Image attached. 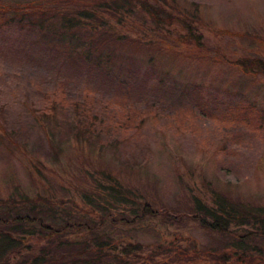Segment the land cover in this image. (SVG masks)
Wrapping results in <instances>:
<instances>
[{
    "label": "trees",
    "instance_id": "obj_1",
    "mask_svg": "<svg viewBox=\"0 0 264 264\" xmlns=\"http://www.w3.org/2000/svg\"><path fill=\"white\" fill-rule=\"evenodd\" d=\"M202 25L198 10L186 9L175 0H0V34L4 37L1 44L6 43L0 55L11 57L12 66L18 69L15 74L26 82L22 91L25 111L35 125L33 150L38 147L45 151V160L59 162L60 157H67L64 144L73 142L75 151L83 145L97 148L99 153L107 151L116 157L118 165L133 169L130 160L123 161L118 152L126 145L134 146L133 142L145 135L141 133V122L148 114L140 117L139 110L147 109L150 114L165 102L180 108L186 103L187 110L215 122L222 134L219 145L237 141L240 126L264 135V108L233 87L242 86L246 80L264 86V36L230 33L243 52L216 55L227 78L231 76L224 80L229 86L226 88L215 87L219 75H202L201 83L195 86L156 65L149 50L140 60L117 47L120 44L127 49L135 43L148 49L149 43L167 52L181 47L190 48L193 54L204 52L208 49ZM13 31L18 39L29 40L21 49H7L8 34ZM193 76L189 78L195 79ZM187 84H192L190 92L197 93L190 107L182 95ZM29 89L46 107L29 108ZM174 92L180 96L171 94ZM101 102L108 111L113 104L119 108L113 110L114 115L104 114L108 115L107 123L105 117L94 113ZM19 116L0 104V150L12 158L20 152L18 137L29 139L22 133ZM17 127L21 136L15 135ZM23 153L29 155L25 147ZM74 166L82 170L85 165L78 160ZM90 167L95 171L84 170L90 172L85 173L87 179L82 184L69 183L77 187L81 208L73 213L67 211L61 225L51 221L56 216L51 209L56 201L46 175H40L38 181L49 195L37 194L31 201L21 196L19 201L13 197L0 199V264H20L13 261L12 255L35 252L37 248L25 244L37 229L48 248H41L40 255L32 253L35 255L30 262L25 259L24 264H58L59 259L64 264H264V256L260 255L264 253V205L231 197L219 181L206 183L204 179L200 194L187 186L188 209L172 213L167 204L158 206L147 200L118 175ZM181 180L187 179L181 176ZM70 218L74 221L66 222ZM154 220H162L173 231L166 232L165 242L147 247L146 257L142 255L143 242L133 243L122 236L115 240L116 234L101 232L105 226L113 232L123 228L133 232L150 226ZM184 221L191 223L189 230H193V224L211 237L217 247H200L197 254L189 255V245L198 242L192 231L184 236L177 229ZM49 250L59 256L54 263L46 259ZM111 253L112 260L108 258Z\"/></svg>",
    "mask_w": 264,
    "mask_h": 264
},
{
    "label": "rangeland",
    "instance_id": "obj_2",
    "mask_svg": "<svg viewBox=\"0 0 264 264\" xmlns=\"http://www.w3.org/2000/svg\"><path fill=\"white\" fill-rule=\"evenodd\" d=\"M175 2L186 9L198 10V15L203 21L201 31L207 51H197L193 54L191 52L193 50L190 48L181 47L172 48L168 50L170 52H167V49L156 50L152 45H148L149 43H147L148 49L145 48L146 46H136L135 43H131L127 49H122L124 47L120 44L117 47L128 55L132 56L131 53H134L140 60L149 50L153 54L156 65H159L164 71L172 73L175 78L181 81L192 82L196 86L201 83L202 75L206 78L219 75V81L214 84L215 87H229L224 80L231 79V76L227 78L216 55L221 52L242 54L243 51L237 44V40H233L230 33L256 34L255 37L264 36V0H175ZM1 35L0 51L1 47L3 48L6 44H1L4 40ZM8 35H10L8 41L10 44L7 49L10 50L21 49L29 41L26 37L18 39V34L14 31ZM2 56L0 62V104L9 106L11 113H20V123L24 128L22 133L29 137L28 140L19 137L17 139L21 155L18 153L12 158L11 154L0 150V199L3 201H7L11 197L19 201V196L31 201L37 194L42 197H45L46 194L49 195L47 191L43 190L44 187L42 189V184L38 181L41 178L40 175H46L52 185L51 193L56 201L54 203L53 200L51 208L56 216L51 221L59 225L67 211L73 213L77 212L78 207L81 208L79 195L76 194L77 187L76 185L75 187L70 186L69 183L82 184L87 179L85 173L95 171L90 167L93 166L118 175V178L131 184L133 190L140 192L147 200L153 201L158 206L167 204L172 213L188 209L190 193L187 192V186L193 187L194 192L200 194V188L203 185L201 181L204 179L206 183L219 181L221 187L224 188L223 191L231 197L256 205H264V135L253 134L248 131L247 127L240 126L236 131L237 141L228 140L225 145H219L222 134L218 125L199 112L196 114L189 108L187 110L186 103H183L184 107L180 108L176 106V103L165 102L150 114L147 109L139 110L140 117L143 113L148 114L147 117L142 118L141 122L143 129V132L141 129V133L145 135L140 140L134 141V146L133 144L130 147L126 145L118 152L123 157V161L130 160L131 164L129 165H132L133 169H124L118 165L116 157H112L107 151L99 153L97 148H88L86 145L75 151L73 142L63 146L67 157H60L59 162H53L50 158L45 160L44 150H39L38 147H36L38 152L33 150L35 143L32 141V137L35 125L31 115L25 111L26 104L22 91L26 82L15 74L18 69L12 66L11 57L1 53L0 59ZM4 59L8 60L6 61L8 65ZM190 74L194 75L191 78L195 79H190ZM173 85L175 88L178 86L177 84ZM205 87L208 88L206 85ZM233 87L248 98L258 101L264 108V86L246 80L242 86ZM188 88H192V84L185 86L182 95L188 99L187 105L190 107L189 104L197 93L190 92ZM29 92L28 101L31 110H42L46 107L41 98L34 96L36 93H33V90L29 89ZM171 94H176L177 98L180 96L178 92ZM114 102L119 103L116 100ZM115 106L117 105L113 104L108 111L105 102H101L94 108V113L100 118L105 117L107 123L108 115L104 114L113 113L112 115H114L113 110L118 111L119 109ZM15 135L21 136L18 127L15 129ZM101 139L104 140V138ZM24 147L28 156L23 153ZM78 160L85 165L82 170L74 166ZM48 169L57 172L52 174ZM88 169L91 170L84 171H88ZM181 176H185L187 180L182 181ZM34 189L37 192H34ZM39 213L42 215L41 212ZM40 215L38 214V216ZM68 221L73 222L74 218H70L66 222ZM190 227L191 223L185 221L181 225H177V229L181 230L184 236L190 235L189 232L192 231V236L197 239V245L195 243L189 245V250L193 252H189V255L197 254L196 250L200 247H217L213 244L214 241L211 237L200 231L197 226L192 224L193 230H189ZM127 230L129 229L123 228L122 231L118 229L117 232H113L111 228L105 226L101 232L112 236L116 234L115 240L122 236L121 239H131L133 243L143 242L144 246L141 249L145 252L142 255L146 257L147 247L153 243L165 242L166 232L173 231V227H169L162 220H154L146 228L145 226L139 227L133 232ZM27 238L28 241L25 245H33V248L35 247L37 250L35 252L32 250L31 254L21 252V255H12L13 261L16 260L18 263L24 264L27 259L26 263L30 262L33 255H40L41 248H48L47 241L40 237L38 229ZM184 243L183 241L182 244ZM260 255L264 256V253ZM58 257L57 253L49 250L46 259L49 260V263H54ZM108 258L112 260V253ZM157 259L161 258L157 257ZM64 263V260L60 261L59 259L58 264ZM78 264H83V262Z\"/></svg>",
    "mask_w": 264,
    "mask_h": 264
}]
</instances>
